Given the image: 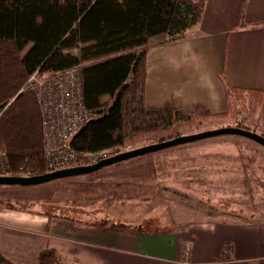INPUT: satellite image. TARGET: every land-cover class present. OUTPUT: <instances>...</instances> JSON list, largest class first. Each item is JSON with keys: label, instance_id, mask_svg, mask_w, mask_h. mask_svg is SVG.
Wrapping results in <instances>:
<instances>
[{"label": "trees", "instance_id": "trees-1", "mask_svg": "<svg viewBox=\"0 0 264 264\" xmlns=\"http://www.w3.org/2000/svg\"><path fill=\"white\" fill-rule=\"evenodd\" d=\"M207 0H0V153L16 176L46 174L43 117L33 85L35 73L52 75L79 69L86 108L93 112L72 146L78 152L115 150L189 128L210 116L145 102L147 55L161 45L186 38L202 21ZM231 114L250 105L262 117L264 91L224 83ZM58 203L132 200L127 185L69 182L55 189ZM226 242L217 262L234 260ZM0 264H14L0 254ZM38 264H68L46 249Z\"/></svg>", "mask_w": 264, "mask_h": 264}, {"label": "crops", "instance_id": "crops-1", "mask_svg": "<svg viewBox=\"0 0 264 264\" xmlns=\"http://www.w3.org/2000/svg\"><path fill=\"white\" fill-rule=\"evenodd\" d=\"M147 72L148 107L196 116L228 113L224 83L264 91V0H207L202 21L185 39L153 42ZM43 206L0 201V254L14 264H38L48 248L68 264H264V223L152 231L122 213ZM228 241L234 260L217 262Z\"/></svg>", "mask_w": 264, "mask_h": 264}, {"label": "rangeland", "instance_id": "rangeland-1", "mask_svg": "<svg viewBox=\"0 0 264 264\" xmlns=\"http://www.w3.org/2000/svg\"><path fill=\"white\" fill-rule=\"evenodd\" d=\"M161 39L156 37L153 41ZM250 107L242 110L234 105L231 114L224 118L210 117L189 128L174 129L166 141L227 128H241L264 137L262 117L249 111ZM158 143V138H153L120 149L133 150ZM69 182L127 185L128 194L139 198L64 203L99 208L98 211L114 213L116 218L122 213L124 221L132 217L134 223H143L144 227L147 224L152 231L182 230L203 224L264 223V147L242 136H214L39 186L0 185V201L50 207L58 203L53 197L55 189Z\"/></svg>", "mask_w": 264, "mask_h": 264}, {"label": "built area", "instance_id": "built-area-1", "mask_svg": "<svg viewBox=\"0 0 264 264\" xmlns=\"http://www.w3.org/2000/svg\"><path fill=\"white\" fill-rule=\"evenodd\" d=\"M33 85L43 117L44 159L46 173L64 169L93 166L103 160L130 150L78 152L72 146L73 138L94 117L83 98L82 76L79 69L52 75H32ZM9 159L0 153V177H14ZM19 177H32L28 171Z\"/></svg>", "mask_w": 264, "mask_h": 264}, {"label": "water", "instance_id": "water-1", "mask_svg": "<svg viewBox=\"0 0 264 264\" xmlns=\"http://www.w3.org/2000/svg\"><path fill=\"white\" fill-rule=\"evenodd\" d=\"M219 135H235L242 136L249 139H252L264 147V137L251 133L249 131L243 130L241 128H227L217 131L204 132L196 135L178 137L166 142L154 144L147 147H142L138 149H133L128 152H124L117 156L111 157L109 159L103 160L92 167H77L71 168L67 170H60L56 172L46 173L40 176H32V177H0V185H8V186H39L45 183L51 182L53 180L70 177L78 174H85L89 172L96 171L102 167L110 166L116 163H120L122 161L132 159L135 157L151 154L154 152L162 151L174 146L187 144L195 141H199L202 139L219 136ZM91 167V168H90Z\"/></svg>", "mask_w": 264, "mask_h": 264}]
</instances>
